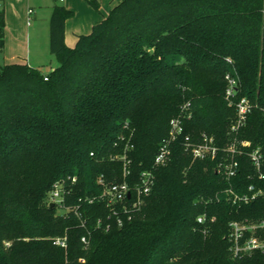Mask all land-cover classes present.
<instances>
[{"label":"trees","instance_id":"16d2710c","mask_svg":"<svg viewBox=\"0 0 264 264\" xmlns=\"http://www.w3.org/2000/svg\"><path fill=\"white\" fill-rule=\"evenodd\" d=\"M87 1L100 9V0ZM72 15L53 8L54 69L0 64V264H264V250L236 256L229 240L231 222L264 217V199L236 205L227 194L264 180L245 154L235 177L219 171L235 137L264 152V0H120L69 47ZM4 27L0 11V49ZM227 75L237 79L236 99L254 104L235 135ZM184 112L190 117L170 159L155 165L171 119ZM204 135L219 147L217 157L186 149V137L199 143ZM145 170L155 185L132 218L97 228L109 208L84 201L101 192L100 175L134 185ZM74 175L66 204L81 198L87 228L47 199L56 181ZM64 237L66 247L54 243Z\"/></svg>","mask_w":264,"mask_h":264},{"label":"built area","instance_id":"2783aa9c","mask_svg":"<svg viewBox=\"0 0 264 264\" xmlns=\"http://www.w3.org/2000/svg\"><path fill=\"white\" fill-rule=\"evenodd\" d=\"M64 1V0H60ZM33 10L30 9L29 12ZM228 86L226 89V99L229 105H233L237 110V119L231 126V132L237 134L242 126L245 125L248 115L252 112L254 104L249 98L243 97L236 99V87L238 85L237 79L231 75H227ZM49 76L45 75V80H48ZM190 117L185 112L177 117H174L170 121V133L160 146L158 153L155 157V165H165L172 154L173 142H175L179 136L184 133V119ZM186 149L191 151L194 158H205L208 156L217 157L219 153V147L216 146L213 137L204 135L202 142L192 143L189 141V137H186L185 143ZM133 148V145H130ZM251 148V142L247 140L240 141L237 137L225 148L228 157L223 158L220 162L219 171L227 178L231 179L235 177L240 169V161L237 156L246 155L258 178L264 180V152L261 147ZM124 161V175L130 174L129 164L130 161L126 160V157H121ZM78 176H69L67 179H61L54 183L52 189L49 192L48 203H53L57 208L62 209L63 215L73 213L79 220L81 226L87 228L88 219L83 213V203H94L95 201H102L109 208V215L104 219L98 218L96 221V227L104 231H110L112 225L122 226L124 224V216L129 220L133 216V210L136 209L143 197L149 195L155 185V174L152 170L142 171L139 177V181L134 185H131L129 181H115L108 182L105 176L102 174L98 178V183L102 186L101 192L91 197H87L84 202L81 198L77 204H66V198L70 194L72 186L77 183ZM131 196L128 197V194ZM230 201L236 205L249 204L259 199H264V186H257L250 184L245 192L238 193L233 188L227 190ZM205 221V216L198 217V222ZM231 232L229 234V240L231 242V248L236 256H243L253 252L254 250H264V238L257 236V231H264V217L257 221H233L230 223ZM246 232H251L249 236H245ZM91 231L88 230V234L83 235L81 240L85 245L89 244ZM55 244L62 247H66V237L56 238ZM10 245V242L7 243Z\"/></svg>","mask_w":264,"mask_h":264},{"label":"crops","instance_id":"0c3cea01","mask_svg":"<svg viewBox=\"0 0 264 264\" xmlns=\"http://www.w3.org/2000/svg\"><path fill=\"white\" fill-rule=\"evenodd\" d=\"M119 2L100 0V9L96 10L87 0L62 1L73 12L65 23L66 44L74 47L79 36L91 33ZM55 5L52 0H0V11L5 17L0 64L19 63L38 68L52 62L50 18ZM30 9L33 11L29 12ZM56 66H51V70Z\"/></svg>","mask_w":264,"mask_h":264},{"label":"rangeland","instance_id":"374dc122","mask_svg":"<svg viewBox=\"0 0 264 264\" xmlns=\"http://www.w3.org/2000/svg\"><path fill=\"white\" fill-rule=\"evenodd\" d=\"M52 1H54V3L55 4H63L62 3V1H60V0H52ZM51 63H52V65H51V63H48V65H46V66H42V67H38V68H41V69H43V72H48V71H50L51 70V66H56V65H58V60H57V56H51ZM48 197H49V194H48V196H47V199H48ZM56 207V213L57 214H62V212H63V210L62 209H59V208H57V206H55Z\"/></svg>","mask_w":264,"mask_h":264},{"label":"water","instance_id":"95a60500","mask_svg":"<svg viewBox=\"0 0 264 264\" xmlns=\"http://www.w3.org/2000/svg\"><path fill=\"white\" fill-rule=\"evenodd\" d=\"M131 196V193L128 194V197ZM50 207L53 208L54 207V204L53 203H50Z\"/></svg>","mask_w":264,"mask_h":264}]
</instances>
